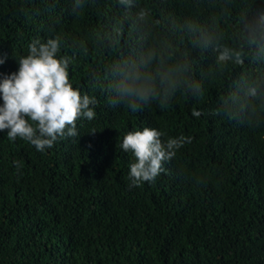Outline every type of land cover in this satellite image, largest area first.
<instances>
[{
	"label": "trees",
	"instance_id": "trees-1",
	"mask_svg": "<svg viewBox=\"0 0 264 264\" xmlns=\"http://www.w3.org/2000/svg\"><path fill=\"white\" fill-rule=\"evenodd\" d=\"M262 15L264 0H0V82L58 37L73 88L97 100L44 152L0 131V264H264ZM224 47L243 62H220ZM148 49L179 69L174 87L112 106L116 65ZM144 127L192 142L134 187L120 145Z\"/></svg>",
	"mask_w": 264,
	"mask_h": 264
},
{
	"label": "clouds",
	"instance_id": "clouds-1",
	"mask_svg": "<svg viewBox=\"0 0 264 264\" xmlns=\"http://www.w3.org/2000/svg\"><path fill=\"white\" fill-rule=\"evenodd\" d=\"M125 7H131L133 0H120ZM140 18L145 16L141 12ZM264 32V15L257 21L250 32L256 43L255 33ZM60 39H48L42 42L34 38L28 45V54L19 61V70L0 82L3 106L0 107V131H7V138L15 141L20 138L44 152L54 146L58 138L76 137L77 120L95 116L97 100L88 94L81 95L69 81L71 60L60 55ZM235 58L242 63L239 52L224 47L218 60L225 62ZM4 60L0 59V64ZM178 68L168 67L165 58L153 49L145 50L138 58L126 59L116 65L117 77L112 88L115 98L112 106L121 102L133 113L146 106L150 99H155L161 92L165 95L174 87L173 75ZM247 94L257 95V88L250 87ZM191 115L199 117L193 110ZM94 133V132H93ZM165 133L149 127L143 130L129 131L122 140L121 148L131 152L135 162L130 164L129 179L131 186L138 187L143 182L154 183L156 178L165 173L164 164L170 162L179 149L191 143V137L183 135L166 140ZM19 170V162H14Z\"/></svg>",
	"mask_w": 264,
	"mask_h": 264
}]
</instances>
